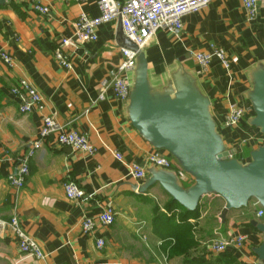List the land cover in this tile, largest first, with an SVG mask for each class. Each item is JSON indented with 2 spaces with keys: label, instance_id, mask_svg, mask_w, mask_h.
<instances>
[{
  "label": "crops",
  "instance_id": "1",
  "mask_svg": "<svg viewBox=\"0 0 264 264\" xmlns=\"http://www.w3.org/2000/svg\"><path fill=\"white\" fill-rule=\"evenodd\" d=\"M98 1L40 0L48 9L46 15L37 13L31 0H5L0 7V48L14 63L7 67L0 61V219L16 217L44 254L42 260L22 254L6 229L0 233V264H264L253 253L264 241L250 224H264V217L255 220L260 206L254 201L221 219L225 203L218 196L202 197L196 210L188 212L158 184L143 193L134 189L149 179L147 170L153 167L146 159L154 148L131 127L126 104L115 99L111 90L98 101L103 84L111 81L122 59L119 25L100 26L94 43L72 39L73 23L81 13L98 16ZM258 2V16L250 22L241 0H210L202 11L184 17L178 38L159 32L142 50L154 87L178 68L194 76L210 101L212 118L230 157L244 164L264 144V136L247 125L252 117L246 99L249 75L264 65V0ZM63 40L69 43L64 45ZM212 47L225 52L229 71L216 60L206 71L200 70L193 55L208 53ZM56 50L68 57L71 69L55 61ZM22 80L41 96L42 111L19 112L21 99L11 91L19 89ZM231 104L243 107L246 114L236 128L225 129L222 123ZM48 116L68 131L84 134L95 154L59 147L51 135L29 159L23 187L14 189L7 177L15 173L18 159L28 153L42 118ZM172 161L178 173L170 172L182 185L191 184L192 179ZM132 164L146 171L145 180L130 176ZM67 182L82 191L80 200L66 198L63 185ZM109 207L115 212L114 223L83 233L82 220L96 218ZM239 235L246 237L240 248L215 254L206 247L211 239ZM98 240L103 242L101 248Z\"/></svg>",
  "mask_w": 264,
  "mask_h": 264
},
{
  "label": "water",
  "instance_id": "2",
  "mask_svg": "<svg viewBox=\"0 0 264 264\" xmlns=\"http://www.w3.org/2000/svg\"><path fill=\"white\" fill-rule=\"evenodd\" d=\"M4 5L5 0H0V7ZM117 38L120 49L137 55L125 108L128 122L145 142L154 150L166 152L192 179L191 185L183 188L174 173L150 168L149 179L134 189L143 193L158 184L188 212L196 210L202 197L218 196L225 203L221 219L228 211L246 208L250 201L264 210V144L249 154L246 164L231 158L212 118L210 101L198 89L194 76L178 68L154 87L144 52L122 31ZM249 79L251 89L246 99L252 117L247 125L264 135V65L253 69ZM250 224L264 236L263 223ZM253 253L264 261V241Z\"/></svg>",
  "mask_w": 264,
  "mask_h": 264
},
{
  "label": "built area",
  "instance_id": "3",
  "mask_svg": "<svg viewBox=\"0 0 264 264\" xmlns=\"http://www.w3.org/2000/svg\"><path fill=\"white\" fill-rule=\"evenodd\" d=\"M34 10L42 15L48 13V9L40 5V0H31ZM83 4L86 0H63ZM210 0H99L97 7L99 14L97 17L90 18L81 13L73 23L72 39L77 43H94L97 41V30L100 26L109 23H118L123 36L132 42L139 50H143L155 35L159 32L167 33L178 38L183 28L184 17L198 13L209 5ZM241 5L248 21L256 20L259 13L258 0H241ZM68 40H63L62 44H68ZM121 61L116 67L115 75L109 83H104L98 101L105 99L107 90H111L113 96L118 101L126 104L132 86V73L135 67L137 55L124 49H120ZM55 61L64 69H71L68 57L60 50L53 52ZM193 58L201 71H206L213 60L219 62L225 71H229V61L225 52L218 48H211L205 54L197 53ZM0 61L7 67H13L12 57L0 48ZM12 95L19 96L21 103L19 112L26 114L36 109L38 112L43 110V100L38 92L26 81L19 82V89H12ZM23 93V95L21 94ZM246 110L236 104H231L223 119L225 129L236 128L244 119ZM54 135L59 147H66L71 151L81 152L86 156L95 154L94 147L89 143L84 134L68 131L64 126L58 124L53 117H43L41 128L37 139L30 146L26 155L18 159L15 173L7 177L8 183L14 189H21L24 180L28 175V161L33 157L34 152L41 148L47 137ZM114 157L121 160L119 153H114ZM147 163L153 168L172 171L173 159L160 150H154L147 156ZM129 174L136 181L145 180L146 171L137 164L129 166ZM63 191L68 200L78 201L82 198V191L72 182L63 185ZM255 206L258 204L255 202ZM264 217V210L258 208L255 219L260 220ZM115 212L109 207L104 209L96 218H84L81 223L83 233H91L96 225L111 226L114 223ZM8 229L16 239L19 251L36 260H42L44 254L36 242L24 232L20 222L16 217L8 221L0 219V233ZM246 237L239 235L234 238L221 239L215 238L207 242L206 247L209 252L220 254L228 247L240 248L243 246ZM97 246H103L102 240L97 241Z\"/></svg>",
  "mask_w": 264,
  "mask_h": 264
},
{
  "label": "trees",
  "instance_id": "4",
  "mask_svg": "<svg viewBox=\"0 0 264 264\" xmlns=\"http://www.w3.org/2000/svg\"><path fill=\"white\" fill-rule=\"evenodd\" d=\"M236 158V157H235ZM240 162V161H239ZM241 163H243V162H241ZM244 164V163H243ZM178 168H180L179 166H178ZM175 173H176V175H177V173H178V169H177V167L175 168H173L172 169ZM191 184H185V183H183V188H188L189 186H190ZM255 220H257V219H255ZM258 221H260V220H258Z\"/></svg>",
  "mask_w": 264,
  "mask_h": 264
},
{
  "label": "rangeland",
  "instance_id": "5",
  "mask_svg": "<svg viewBox=\"0 0 264 264\" xmlns=\"http://www.w3.org/2000/svg\"><path fill=\"white\" fill-rule=\"evenodd\" d=\"M264 136V135H263ZM261 146V145H260Z\"/></svg>",
  "mask_w": 264,
  "mask_h": 264
}]
</instances>
